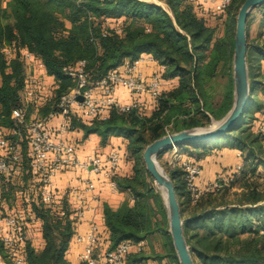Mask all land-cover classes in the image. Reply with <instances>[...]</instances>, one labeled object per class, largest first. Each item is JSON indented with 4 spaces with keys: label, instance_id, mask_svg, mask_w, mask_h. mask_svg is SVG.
<instances>
[{
    "label": "trees",
    "instance_id": "trees-1",
    "mask_svg": "<svg viewBox=\"0 0 264 264\" xmlns=\"http://www.w3.org/2000/svg\"><path fill=\"white\" fill-rule=\"evenodd\" d=\"M160 1L170 13L143 0H7L0 7L1 127L10 126L11 111L21 104L22 49L42 62L55 83L52 96L39 106L34 104L40 116L57 111L58 98L74 84L62 69L79 60L85 61L88 81L95 83L123 62L131 63L148 54L164 67L163 79L176 82L172 88L163 89L157 105L148 114L138 107L126 112L112 108L106 118L93 119L89 124L71 117L70 129L80 128L85 136L97 134L103 145L111 136L125 141L121 161L130 164V172L114 180L120 191L129 192L131 201L126 199L116 209L103 205L104 224L99 226L93 253L98 256L123 242L135 245L146 239L151 241L152 237L160 246L152 250L153 257L144 249H132L125 264H150V261L179 264L168 232L163 198L145 170L142 159L145 146L169 133L170 125L171 133L207 126L210 116L221 119L233 102V38L236 16L244 0H231L225 12L200 0ZM216 17L222 18L224 26L219 37L217 29L207 24L209 18ZM113 24H118L119 31ZM7 47L13 52L11 56L6 54ZM246 61L252 78L249 103L242 121L222 136L237 144L240 153L223 172L230 178L228 184L222 182L220 187L201 193L192 202L181 169L167 170L195 264H264V175L257 169L264 164V134L258 132L264 123V105L255 98V90L264 83L255 80L262 74L264 53L247 45ZM218 78L225 79V84L220 101L214 105L208 85ZM206 143L177 145L193 149L186 153L193 155L202 168L199 159L213 149ZM27 163L24 143L21 162L0 175V205L4 210L22 201L16 191L24 178L29 177ZM237 163H241V169L234 173ZM203 170L197 182L201 186L208 182L202 178ZM66 196L67 191L58 201L30 206L21 230L26 239L21 251L26 264H70L67 253L72 240L75 242L74 226L78 218ZM29 228L41 232L44 238L41 248L31 244ZM0 256L8 260L7 248L1 242Z\"/></svg>",
    "mask_w": 264,
    "mask_h": 264
},
{
    "label": "built area",
    "instance_id": "built-area-1",
    "mask_svg": "<svg viewBox=\"0 0 264 264\" xmlns=\"http://www.w3.org/2000/svg\"><path fill=\"white\" fill-rule=\"evenodd\" d=\"M200 1L203 4L214 6L218 11L225 12L231 0ZM114 26L119 31L118 24ZM5 51L7 55L13 54L11 48L7 47ZM20 57L24 70L21 104L12 109L10 126L7 128L0 126V175L7 174L13 164L21 162L24 143L29 170L26 182H23L16 191L17 196L22 200L21 203L5 210L0 205V242L7 248V258L10 264H26L21 254L26 243V239L21 234L24 218L30 211V206L57 199L58 194L53 184L56 174L69 168H75L89 173L88 176L81 178L85 192L94 190V181L89 177L90 174L106 178L112 191L119 190L114 178L119 175L120 171V151L112 149L104 158L94 155L80 159L75 145L69 142L67 137L71 117L75 115L89 124L93 119L106 118L112 108L119 112H126L136 107L137 99L144 95L150 99L153 107L157 105L165 84L162 77L164 67L161 65H158V69L148 76L138 71L140 63L154 60L148 54L140 55L131 63L123 62L95 83L88 81L85 61L79 60L74 65L65 66L62 69L64 75L71 78L74 84L58 98L57 111L49 112L45 116L30 117L27 114L29 103L39 106L44 99H49L53 94L55 83L49 90L44 87L43 80H40V76H47L44 66L27 49L20 51ZM30 64H33V73L29 71L28 65ZM118 87L129 92L134 100L129 104H120L114 96ZM53 119H58V123L55 127H50L49 122ZM258 132L264 134V123L258 127ZM171 147L173 151L169 163L171 168H179L183 172L192 202H195L201 193L217 189L222 182L228 184L230 178L223 174L224 176H217L214 181H208L202 186L198 185V179L202 176L201 166L196 164L192 157L178 153L175 150L176 145ZM239 155L240 153L237 154ZM240 169L241 163H237L233 172L239 173ZM71 193L77 199L75 214L77 218H82L85 210L84 193L74 189ZM31 223H34L33 220ZM98 229L99 226L91 222L85 234L75 235L74 241L82 244V250L74 264H99L100 262L101 264H125V258L132 249L141 250L143 247L142 241L135 245L123 242L113 250L94 256Z\"/></svg>",
    "mask_w": 264,
    "mask_h": 264
},
{
    "label": "water",
    "instance_id": "water-1",
    "mask_svg": "<svg viewBox=\"0 0 264 264\" xmlns=\"http://www.w3.org/2000/svg\"><path fill=\"white\" fill-rule=\"evenodd\" d=\"M262 4L264 0H244L236 16L232 55L233 102L227 113L221 119L204 127L166 133L147 144L142 152L145 170L160 191L164 201L168 232L179 264H195V262L184 236L183 220L173 181L157 158L162 152L177 144L214 141L238 124L249 103L250 95L249 69L246 61L247 18L255 7Z\"/></svg>",
    "mask_w": 264,
    "mask_h": 264
},
{
    "label": "crops",
    "instance_id": "crops-1",
    "mask_svg": "<svg viewBox=\"0 0 264 264\" xmlns=\"http://www.w3.org/2000/svg\"><path fill=\"white\" fill-rule=\"evenodd\" d=\"M29 71L34 72L33 64L28 65ZM158 69V64L156 61L147 60L144 63H140L138 65V71L144 75L148 76L153 71ZM40 80H43L44 87L48 90L53 87L54 80L51 76L47 75L46 77H41ZM165 81V84L163 86V89L168 90L173 87V84H175L174 80ZM114 96L118 100L120 104H129L132 101V95L127 92L124 88L118 87L115 92ZM148 98L147 96H140L138 99V103L136 107L139 108L140 111L146 112V105L149 106L151 103H147L145 99ZM146 102V103H145ZM27 114L30 117L34 116H40L37 112V109L34 108L33 103H29L27 106ZM77 121L86 124L85 122L81 121L79 118H77L75 115H73ZM58 123V119H53L49 122V126L55 127ZM68 141L73 143L76 148L77 155L80 159H85L88 156H102L103 158L112 150L117 149L120 152L124 150L125 141L121 137L111 136L108 138L107 143L103 145L100 142V137L97 134H88L84 135V132L80 128L76 129H70L67 133ZM237 154V153H236ZM120 171L119 176L126 175L130 172V164L126 162L120 161ZM205 174L208 172L206 168H204ZM21 173V171H20ZM88 172L78 170L75 168H69L64 170L63 172H59L54 177V187L57 191V201L58 198H60L65 191H67V202L69 206L73 210H75L77 205V199H75V196L73 193H71V190H77L78 192H83L85 196V210H84V216L82 218H78V220L75 222L74 231L75 235H83L87 232L89 228V224L91 222H95L98 226L103 225V205L107 204L109 207L116 209L119 207L123 201L126 199H130V195L128 191H112L108 186V180L102 176L90 174L89 177H91L94 181V190L85 192V186L81 181V178L88 176ZM205 177L206 181H210L213 179V177H210L209 173L206 174ZM214 176V175H213ZM23 182H26V178H24ZM201 186V185H200ZM61 190V191H59ZM64 191V192H63ZM28 238L31 241V244H34L35 248H41L44 244V238L41 235V232L38 230L34 231L31 228L27 230ZM74 235V237H75ZM70 249L67 253V258L70 262V264L75 263L77 261L78 254L82 250V244L77 242L70 243ZM101 264V262L99 263ZM150 264H153L150 261Z\"/></svg>",
    "mask_w": 264,
    "mask_h": 264
},
{
    "label": "rangeland",
    "instance_id": "rangeland-1",
    "mask_svg": "<svg viewBox=\"0 0 264 264\" xmlns=\"http://www.w3.org/2000/svg\"><path fill=\"white\" fill-rule=\"evenodd\" d=\"M143 1H148L153 4H157L167 10L170 13V10L166 6V4L160 0H143ZM7 0H0V7H4L6 4ZM207 24L210 27H215L216 30V36H221L223 33V20L220 17H216L215 19H208ZM114 25V24H113ZM248 35H247V45L248 47L255 46L257 50H261L264 53V6H257L255 7L249 14L247 18V28H246ZM262 70H261V75L259 77H256L255 80L257 81H262L264 82V61L262 63ZM249 69V83H252V78H250L251 75V68L250 65H248ZM33 73V72H31ZM38 73V71H37ZM169 81V79H168ZM176 83V82H175ZM224 84H225V79L223 78H218L214 81H211L208 85V89L210 92V101L212 104L217 105L218 102L221 99L222 92L224 89ZM165 90V88H164ZM257 101L260 105H264V83L261 84L257 89L255 90ZM134 99L132 98L131 101ZM139 99H137L136 103H138ZM145 101L147 103H150V99L146 98ZM145 102V103H146ZM146 112L145 113H150L153 109V107L149 104L146 105ZM242 117L239 120V122L242 121ZM217 120L210 116V125L211 123L216 122ZM167 131L171 133V125L167 126ZM205 146H212L213 149L210 150V153L208 156H205L203 159H199L202 165V168L207 169V173H209L210 177H213L211 181H214L217 176H224L223 172L226 171L231 164H233L236 161L237 154L239 153L237 149V144H234L231 142L229 139L226 137H221L218 139H215L214 141H209L208 143L205 144ZM186 147V146H185ZM185 147L180 148L178 145H176V151L180 153L181 155L188 156L189 153L187 154L186 152L188 151H193V149L186 150ZM186 150V151H185ZM173 151V148L170 147L169 149L165 150L159 155L158 162L161 164V166L167 171L168 169L171 168V164L169 163L171 161V153ZM237 151V152H236ZM237 153V154H236ZM191 156V155H190ZM193 156V155H192ZM191 156V157H192ZM238 157V156H237ZM194 158V157H193ZM264 162V160H262ZM258 172L262 175H264V164H260L258 166ZM206 173V174H207ZM205 174L203 170V175L206 177L207 175ZM214 175V176H213ZM205 177H202L204 180ZM226 177V176H225ZM61 191V190H59ZM64 192V191H63ZM158 240L155 239V237L151 238V241L149 239L144 240L143 242V247L142 250L148 255L152 254L153 249H159V244ZM151 256V255H150ZM155 255L152 254L151 257ZM0 264H10L7 259H3L0 256ZM74 264V263H72Z\"/></svg>",
    "mask_w": 264,
    "mask_h": 264
}]
</instances>
